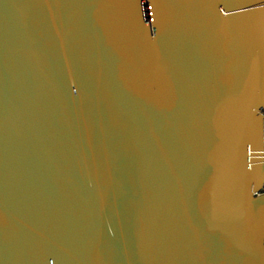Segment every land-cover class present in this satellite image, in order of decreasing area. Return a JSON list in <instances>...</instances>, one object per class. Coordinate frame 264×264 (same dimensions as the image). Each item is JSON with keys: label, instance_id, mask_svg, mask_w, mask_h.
<instances>
[{"label": "water", "instance_id": "95a60500", "mask_svg": "<svg viewBox=\"0 0 264 264\" xmlns=\"http://www.w3.org/2000/svg\"><path fill=\"white\" fill-rule=\"evenodd\" d=\"M264 0H0V264H264Z\"/></svg>", "mask_w": 264, "mask_h": 264}, {"label": "built area", "instance_id": "2783aa9c", "mask_svg": "<svg viewBox=\"0 0 264 264\" xmlns=\"http://www.w3.org/2000/svg\"><path fill=\"white\" fill-rule=\"evenodd\" d=\"M262 113L264 115V110L262 111ZM263 194H264V185H263L262 189L256 193V195H263Z\"/></svg>", "mask_w": 264, "mask_h": 264}, {"label": "bare ground", "instance_id": "6f19581e", "mask_svg": "<svg viewBox=\"0 0 264 264\" xmlns=\"http://www.w3.org/2000/svg\"><path fill=\"white\" fill-rule=\"evenodd\" d=\"M264 126V125H263Z\"/></svg>", "mask_w": 264, "mask_h": 264}]
</instances>
